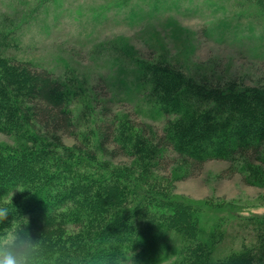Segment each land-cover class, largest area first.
Returning a JSON list of instances; mask_svg holds the SVG:
<instances>
[{
	"label": "trees",
	"instance_id": "obj_1",
	"mask_svg": "<svg viewBox=\"0 0 264 264\" xmlns=\"http://www.w3.org/2000/svg\"><path fill=\"white\" fill-rule=\"evenodd\" d=\"M137 65L149 106L173 115L160 135L100 103L81 106L80 124L78 91L0 53V134L12 141H0V202L13 192L0 231L38 240L37 264H119L131 251L136 264H264V215L232 217L240 243L216 253L228 231L219 223L206 232L200 203L168 192L159 172L171 151L182 166L238 161L231 170L264 184V85L207 83L164 60ZM105 143L131 165L98 157Z\"/></svg>",
	"mask_w": 264,
	"mask_h": 264
},
{
	"label": "rangeland",
	"instance_id": "obj_2",
	"mask_svg": "<svg viewBox=\"0 0 264 264\" xmlns=\"http://www.w3.org/2000/svg\"><path fill=\"white\" fill-rule=\"evenodd\" d=\"M0 53L47 68L78 91L71 105L79 123L82 105L99 109L100 103L111 115L129 114L160 135L173 115L149 106L137 61L164 60L207 83L264 85V5L256 0H0ZM0 141L12 143L4 134ZM63 142L73 144L69 137ZM104 145L107 151L98 149V157L131 165L114 145ZM166 154L159 172L170 177L167 191L200 203L206 232L219 223L228 231L216 253L236 248L240 237L234 236L243 233L233 228L232 217L264 215V184H250L231 170L238 161L182 166L175 152Z\"/></svg>",
	"mask_w": 264,
	"mask_h": 264
},
{
	"label": "clouds",
	"instance_id": "obj_3",
	"mask_svg": "<svg viewBox=\"0 0 264 264\" xmlns=\"http://www.w3.org/2000/svg\"><path fill=\"white\" fill-rule=\"evenodd\" d=\"M21 191L23 189H20ZM13 192L0 202V224H4L10 215L8 205L11 203ZM40 254V244L32 235L15 226L6 231H0V264H37ZM131 251L123 257L119 264H136Z\"/></svg>",
	"mask_w": 264,
	"mask_h": 264
}]
</instances>
